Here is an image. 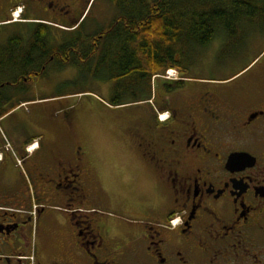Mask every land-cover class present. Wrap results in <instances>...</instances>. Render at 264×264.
<instances>
[{"label": "flooded vegetation", "instance_id": "1", "mask_svg": "<svg viewBox=\"0 0 264 264\" xmlns=\"http://www.w3.org/2000/svg\"><path fill=\"white\" fill-rule=\"evenodd\" d=\"M93 1L0 0V264H264V47L200 77L179 62L193 41L176 12L169 47L145 30L156 16L125 15L176 1L101 0L84 28ZM102 3L117 10L108 21ZM146 52L170 55L157 69L178 63L176 77L137 65ZM236 53L217 47L215 64ZM51 71L127 98L125 173L108 177L92 137L34 95Z\"/></svg>", "mask_w": 264, "mask_h": 264}, {"label": "rangeland", "instance_id": "2", "mask_svg": "<svg viewBox=\"0 0 264 264\" xmlns=\"http://www.w3.org/2000/svg\"><path fill=\"white\" fill-rule=\"evenodd\" d=\"M100 1H93L86 8L83 16L84 28H90L96 22L95 13ZM116 12L117 10L110 3H102L97 14L100 20L108 21L114 17ZM262 22H264V16L258 15L253 21L242 20L238 23L241 26L238 28L240 30L238 36L243 41L239 44L237 53L230 60L231 62L225 63L223 68L215 64L214 57L217 47H225L227 46L226 44H229L226 36L223 39V43L219 42L221 30L217 31L214 39L204 47L192 43L189 48L191 55L188 54L189 58L180 60V63H190L193 67V72L200 77H218L236 71L264 47V30L261 31L259 29V25ZM161 34L158 31V42ZM165 36L167 37V34ZM155 42L156 40L152 38L151 44L153 46ZM171 74H174V72ZM47 77L50 81L54 79L58 81L50 86L35 88L34 95L40 98L44 97L42 99L44 102L47 101V103L54 104L53 107L51 106L52 108H48V110L51 109L50 117L57 118L58 114H61L60 121L66 123L67 118L64 117V114L70 115L75 129H80L81 132L92 137L93 141L99 145L100 150L98 151L97 149L98 157H101L100 159L102 157L107 158L104 162H97L103 172L107 170L108 177H113L115 172L125 173L124 150L127 142L125 140L127 137L125 100L127 98L124 97L122 99L123 104L111 105L110 92L112 85L110 83H102L97 80H88L82 84L73 80L60 83L59 75L54 71L49 72ZM84 90H89L90 92L79 93V91ZM88 97H91L92 100ZM89 102H91V105ZM47 103L46 106L48 107ZM105 180L113 183L117 181L110 178Z\"/></svg>", "mask_w": 264, "mask_h": 264}, {"label": "trees", "instance_id": "3", "mask_svg": "<svg viewBox=\"0 0 264 264\" xmlns=\"http://www.w3.org/2000/svg\"><path fill=\"white\" fill-rule=\"evenodd\" d=\"M176 1V9L174 3L167 5L162 4L159 8L154 5L149 6H129L125 7V15H130L135 17L136 20H149L146 23L145 30L150 29V35L153 36L154 30L160 32L161 34V46H170V35H173V28L171 24V19L174 12L177 16V36H180L181 28H185L188 24V32L192 36V41L194 44L199 46L208 45L215 37L216 31L224 30L226 38L229 40V44H226V49H231V51L238 50L239 44L242 43L243 39L238 36V28L241 27L238 24L242 21L240 17L249 16L248 20L253 21L258 15L264 16V0H170ZM126 9H131L127 12ZM147 17V18H145ZM238 17V20L236 18ZM160 19V22H159ZM157 26V28H156ZM159 27V28H158ZM259 29L264 30V22L260 23ZM127 30V29H125ZM158 30V31H157ZM169 38H167L165 35ZM224 36V38H225ZM180 39V38H178ZM237 39V40H236ZM144 48H149L153 46L150 43L143 40ZM157 43V42H155ZM155 45V44H154ZM235 49V50H234ZM130 59H132L130 57ZM170 55H162L161 58L154 52H146L144 56V62L142 60H136L137 65H145L147 68H155L151 72L160 71L163 73L167 67H177L178 63H172L170 65H161L160 70L157 69V64L161 60L170 61ZM180 62V61H179ZM141 66V67H142ZM156 66V67H155ZM132 70V69H131ZM150 72V73H151ZM135 76L133 78L139 79L140 73L134 70ZM138 78H137V76ZM133 80V79H132ZM131 80V81H132ZM132 89L136 90L137 86L132 85ZM122 100H113L112 105L122 104Z\"/></svg>", "mask_w": 264, "mask_h": 264}, {"label": "crops", "instance_id": "4", "mask_svg": "<svg viewBox=\"0 0 264 264\" xmlns=\"http://www.w3.org/2000/svg\"><path fill=\"white\" fill-rule=\"evenodd\" d=\"M35 168V167H34ZM36 169V168H35ZM34 173H36V171L34 172Z\"/></svg>", "mask_w": 264, "mask_h": 264}]
</instances>
